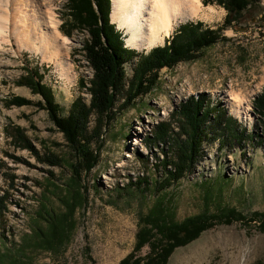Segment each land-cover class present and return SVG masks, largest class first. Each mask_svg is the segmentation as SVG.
Instances as JSON below:
<instances>
[{
  "label": "rangeland",
  "instance_id": "rangeland-1",
  "mask_svg": "<svg viewBox=\"0 0 264 264\" xmlns=\"http://www.w3.org/2000/svg\"><path fill=\"white\" fill-rule=\"evenodd\" d=\"M199 1L203 13L212 9L213 15L185 22L220 28L221 38L156 71L152 86L134 99L126 85L134 81L136 58L126 62L128 81L115 98L112 115L100 123L95 115L89 118L88 131L99 124L88 145L96 165L77 176L73 150L47 110L38 106L44 100L31 92L24 77L26 71H36L43 78L61 117L78 98L88 106L93 71L83 49L90 40L87 30L72 20L68 0H47L59 33L70 42L64 47L74 71L70 83L59 78L53 62L21 48L14 37L1 46L0 264H120L129 254L132 261L144 259L151 249L137 245L138 234L163 194L176 222L215 214L219 208L233 209L238 216L176 247L165 264H264V110L253 104L264 91V21L250 11L221 27L226 11ZM260 5L264 8V0ZM108 7L109 24L123 46L148 52L151 48L126 44L128 33L110 20L111 0ZM185 22L154 47L163 46ZM231 94L246 98V118L232 111ZM13 97L31 104L17 107L10 104ZM190 98L203 100L202 111L214 109L204 117L208 135L194 167L160 192L161 162L175 155L174 138L182 136L177 112ZM222 117L235 121L239 143L217 132ZM165 128L167 137L155 135ZM52 220L60 228L54 240L48 236Z\"/></svg>",
  "mask_w": 264,
  "mask_h": 264
},
{
  "label": "trees",
  "instance_id": "trees-1",
  "mask_svg": "<svg viewBox=\"0 0 264 264\" xmlns=\"http://www.w3.org/2000/svg\"><path fill=\"white\" fill-rule=\"evenodd\" d=\"M68 3L71 5L72 20L83 25L90 36L89 42L83 46L85 58L93 71V79L87 90L90 95L89 105L86 106L81 98H78L71 103L68 114L61 117L59 116V107L53 101V94L41 83L43 78L38 76L36 71H26L24 81L32 93L42 97L44 104L39 103L38 106L47 110L54 125L73 150L75 162L77 161L73 165V170L77 176V173L82 169L90 170L96 165L97 156L92 153L88 145L97 136L96 128L99 127V124L88 131L89 118L91 115H95L99 118L98 123H100V120L112 115L115 98L123 93L125 83L128 81L124 70L126 62L136 58L132 68L134 81H129L126 85L127 92L131 94V99H134L145 93L147 85L152 86L156 71L164 67H172L189 56L190 50L201 49L213 44L221 38V34L220 28L210 29L204 27L199 21L196 23L185 22L177 27L171 39L167 40L163 46L151 48L146 53H137L123 46L120 34L113 25L109 24V0H68ZM213 3L226 11L221 27L229 26L232 21H237L244 13L250 11L253 13L257 11L260 15L259 19L264 21V8L261 7L260 0H202L204 5ZM93 6L96 8L95 10ZM145 80H148V83ZM203 103V100L190 98L177 112L182 119V124L179 127L182 136L173 137L175 155L165 158L161 162L164 173L162 180H159L158 183L160 192L183 178L199 158L202 140L208 135L204 117L214 111L209 107L202 111ZM10 104L18 107L31 104V102L21 97H13ZM253 104L255 110H264V91ZM235 126L236 123L233 119L222 117L217 120L215 128L217 132L226 133L230 139L239 143L241 138ZM166 132V128L163 131L162 129L157 130L155 135L164 138L167 137ZM49 163L57 165L56 162ZM165 197L164 194L158 196L157 207L147 218L148 226L140 229L138 234L137 245L139 247L148 245L151 249L150 252L144 259H141L142 261H132L133 256L129 254L120 264H138V262L165 264L170 253L176 247L193 241L201 232L209 230L217 224L238 218L233 209L219 208L215 214L204 212L176 222L170 209L163 204L164 199L166 200ZM59 233L58 223L52 220L48 236L54 240L60 236Z\"/></svg>",
  "mask_w": 264,
  "mask_h": 264
},
{
  "label": "bare ground",
  "instance_id": "bare-ground-1",
  "mask_svg": "<svg viewBox=\"0 0 264 264\" xmlns=\"http://www.w3.org/2000/svg\"><path fill=\"white\" fill-rule=\"evenodd\" d=\"M199 0H111L110 20L125 29V42L134 49H150L161 44L174 26L203 13ZM58 20L47 0H0V48L14 37L21 48L39 52L43 60L53 62L59 78L74 79L64 47L69 40L58 31ZM232 111L240 118L248 115L247 100L231 94Z\"/></svg>",
  "mask_w": 264,
  "mask_h": 264
}]
</instances>
